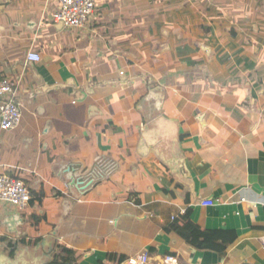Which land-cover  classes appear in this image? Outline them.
<instances>
[{
    "label": "crops",
    "instance_id": "crops-1",
    "mask_svg": "<svg viewBox=\"0 0 264 264\" xmlns=\"http://www.w3.org/2000/svg\"><path fill=\"white\" fill-rule=\"evenodd\" d=\"M58 8L0 0V80L22 110L0 172L42 195L0 204V264L57 245L78 264H264V0H97L78 29ZM187 222L238 239L199 250L171 230ZM3 238L41 239L12 255Z\"/></svg>",
    "mask_w": 264,
    "mask_h": 264
},
{
    "label": "built area",
    "instance_id": "built-area-1",
    "mask_svg": "<svg viewBox=\"0 0 264 264\" xmlns=\"http://www.w3.org/2000/svg\"><path fill=\"white\" fill-rule=\"evenodd\" d=\"M97 0H59V8L53 16L57 25L66 28H84L95 12ZM27 62L39 63V53L30 51ZM122 75L124 74L121 73ZM22 110L18 98V86L10 79L0 80V130L8 132L21 122ZM30 191L24 181L9 173L0 172V204L10 205L24 211L30 204ZM212 200L202 202L203 206H213ZM264 246V237L261 238ZM123 264H139L137 258H129Z\"/></svg>",
    "mask_w": 264,
    "mask_h": 264
},
{
    "label": "trees",
    "instance_id": "trees-1",
    "mask_svg": "<svg viewBox=\"0 0 264 264\" xmlns=\"http://www.w3.org/2000/svg\"><path fill=\"white\" fill-rule=\"evenodd\" d=\"M30 205L35 204L36 201H41L42 195L30 192ZM32 225L34 231L38 232L40 228V224L46 221V217L40 216L37 214H31ZM173 231L179 233L186 241L190 242L199 250H208L217 253L225 252L229 247H231L238 239L237 235L232 231H218V232H209L204 231L194 225L191 222H187L185 224H174L172 226ZM41 238H37L34 241H28L23 238L18 242H11L7 241L8 238H3L2 241H7V243L14 248L12 255L15 253L17 243L21 244H35L37 245L40 242ZM107 259L110 261H116L119 263L124 262V258L121 257L118 259L116 255L110 254L107 256ZM80 260V255L74 252L72 249L64 246V245H57L55 251L52 254L51 260L48 261L47 264H78Z\"/></svg>",
    "mask_w": 264,
    "mask_h": 264
},
{
    "label": "water",
    "instance_id": "water-1",
    "mask_svg": "<svg viewBox=\"0 0 264 264\" xmlns=\"http://www.w3.org/2000/svg\"><path fill=\"white\" fill-rule=\"evenodd\" d=\"M72 185H74V184L72 183Z\"/></svg>",
    "mask_w": 264,
    "mask_h": 264
}]
</instances>
